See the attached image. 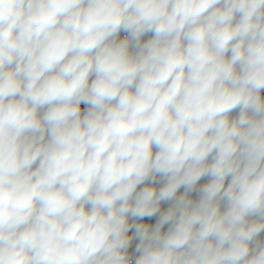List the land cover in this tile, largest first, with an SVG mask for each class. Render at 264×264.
<instances>
[{
    "label": "clouds",
    "instance_id": "obj_1",
    "mask_svg": "<svg viewBox=\"0 0 264 264\" xmlns=\"http://www.w3.org/2000/svg\"><path fill=\"white\" fill-rule=\"evenodd\" d=\"M262 232L264 0H0V264H264Z\"/></svg>",
    "mask_w": 264,
    "mask_h": 264
},
{
    "label": "trees",
    "instance_id": "obj_2",
    "mask_svg": "<svg viewBox=\"0 0 264 264\" xmlns=\"http://www.w3.org/2000/svg\"><path fill=\"white\" fill-rule=\"evenodd\" d=\"M127 34L126 33H121L120 34V36H121V38H123L124 36H126ZM149 36H150V34L148 35V36H146V37H144V39H147V38H149ZM84 106H82V108H83ZM233 115H235V113H233ZM207 181V178H204V179H202L201 181H200V184H203V183H205ZM181 191H183V189H181ZM193 195V197L195 198L196 197V193H193L192 194ZM168 206V204H163L162 205V208H166ZM157 219V217H154V218H151L150 220H146L145 222H148V223H152V224H154L155 223V220ZM167 225L165 226V231L167 230ZM258 240H260L261 242H264V232H262L261 234H260V236L258 237ZM136 243H138V241H136V240H134L133 241V243H132V245L130 246V248H129V252H130V254L132 255V260H133V264H134V261H135V258L139 255L138 253H135V251H134V249H135V245H136Z\"/></svg>",
    "mask_w": 264,
    "mask_h": 264
}]
</instances>
